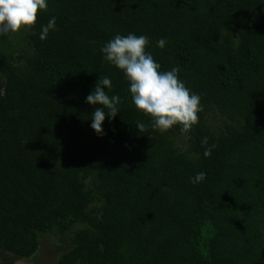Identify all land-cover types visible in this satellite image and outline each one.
I'll use <instances>...</instances> for the list:
<instances>
[{
	"label": "trees",
	"instance_id": "obj_1",
	"mask_svg": "<svg viewBox=\"0 0 264 264\" xmlns=\"http://www.w3.org/2000/svg\"><path fill=\"white\" fill-rule=\"evenodd\" d=\"M47 5L34 29L0 35V259L40 247L45 264H264V0ZM130 33L200 95L191 132L154 130L103 59ZM101 76L120 103L98 135L102 105L86 98ZM75 224L68 243L42 241Z\"/></svg>",
	"mask_w": 264,
	"mask_h": 264
},
{
	"label": "clouds",
	"instance_id": "obj_2",
	"mask_svg": "<svg viewBox=\"0 0 264 264\" xmlns=\"http://www.w3.org/2000/svg\"><path fill=\"white\" fill-rule=\"evenodd\" d=\"M47 0H0V35L17 34L35 28L41 11L47 10ZM56 18L52 17L47 25L42 26L40 38L46 39L50 30L55 29ZM157 47L163 49L167 43L165 38L159 39ZM149 38L144 35H116L101 48L103 59L121 70L130 85L132 101L144 116L152 121L151 127L161 134L179 125L181 134L191 132L199 122V113L203 111L201 97L187 88L178 78V68L161 71V65L152 54L146 51ZM111 90L112 80L107 76L99 77L95 88L87 96L91 105H102L92 114L91 128L103 134L102 124L106 115L115 118L119 112L118 95L109 96L105 89ZM108 109L106 113L104 109ZM139 131L145 130V124L139 123ZM204 144L207 140L203 141ZM211 154L206 149L205 157ZM206 174L197 173L191 182L197 184L205 179Z\"/></svg>",
	"mask_w": 264,
	"mask_h": 264
},
{
	"label": "rangeland",
	"instance_id": "obj_3",
	"mask_svg": "<svg viewBox=\"0 0 264 264\" xmlns=\"http://www.w3.org/2000/svg\"><path fill=\"white\" fill-rule=\"evenodd\" d=\"M212 118V119H210ZM210 119V122L214 125V127H218L219 124L222 123V117L218 114V112H216L214 115H210L209 117ZM80 225L78 224H75L73 226V228H71L69 231L67 232H64V233H51V234H46V235H43L42 237V241L43 242H50L54 245H62V244H65V243H68L71 239V236H72V232L75 230V228L79 227ZM42 248L38 249V251L30 256V257H27V258H16L14 259L11 255L8 256V260H3V259H0V264H9V261L12 260L13 263L12 264H45L43 263L42 261L43 258H42ZM59 256V254L57 255V257ZM39 259V260H38ZM41 260V261H40Z\"/></svg>",
	"mask_w": 264,
	"mask_h": 264
}]
</instances>
